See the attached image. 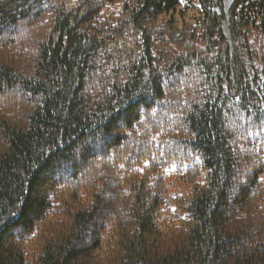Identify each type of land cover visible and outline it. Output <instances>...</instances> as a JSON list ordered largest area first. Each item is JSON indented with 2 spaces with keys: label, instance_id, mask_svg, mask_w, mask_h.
Returning <instances> with one entry per match:
<instances>
[{
  "label": "trees",
  "instance_id": "obj_1",
  "mask_svg": "<svg viewBox=\"0 0 264 264\" xmlns=\"http://www.w3.org/2000/svg\"><path fill=\"white\" fill-rule=\"evenodd\" d=\"M0 221V264H264V0H0Z\"/></svg>",
  "mask_w": 264,
  "mask_h": 264
},
{
  "label": "snow or ice",
  "instance_id": "obj_2",
  "mask_svg": "<svg viewBox=\"0 0 264 264\" xmlns=\"http://www.w3.org/2000/svg\"><path fill=\"white\" fill-rule=\"evenodd\" d=\"M181 3L184 2V0H180ZM137 103H139V101L137 100ZM109 123H111V121H109ZM105 127H107V124L105 125ZM43 155V153H42ZM55 155V151H51L49 152V154L45 157V163L50 160L52 158V156ZM41 167H43V165H41ZM6 223V221H0V226H3Z\"/></svg>",
  "mask_w": 264,
  "mask_h": 264
},
{
  "label": "rangeland",
  "instance_id": "obj_3",
  "mask_svg": "<svg viewBox=\"0 0 264 264\" xmlns=\"http://www.w3.org/2000/svg\"><path fill=\"white\" fill-rule=\"evenodd\" d=\"M231 1L232 0H224L225 8H227L230 5ZM223 29L227 33V22H226V20L223 22Z\"/></svg>",
  "mask_w": 264,
  "mask_h": 264
}]
</instances>
